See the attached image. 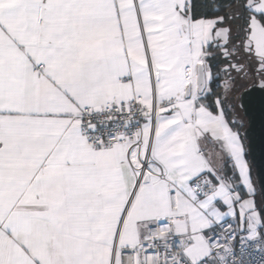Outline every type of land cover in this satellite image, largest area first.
Returning a JSON list of instances; mask_svg holds the SVG:
<instances>
[{
	"label": "snow or ice",
	"instance_id": "snow-or-ice-1",
	"mask_svg": "<svg viewBox=\"0 0 264 264\" xmlns=\"http://www.w3.org/2000/svg\"><path fill=\"white\" fill-rule=\"evenodd\" d=\"M256 91L264 0H0V264H264Z\"/></svg>",
	"mask_w": 264,
	"mask_h": 264
},
{
	"label": "water",
	"instance_id": "water-1",
	"mask_svg": "<svg viewBox=\"0 0 264 264\" xmlns=\"http://www.w3.org/2000/svg\"><path fill=\"white\" fill-rule=\"evenodd\" d=\"M242 113L246 118L242 132L246 135L249 161L259 186L260 178L264 176V92H254Z\"/></svg>",
	"mask_w": 264,
	"mask_h": 264
},
{
	"label": "built area",
	"instance_id": "built-area-1",
	"mask_svg": "<svg viewBox=\"0 0 264 264\" xmlns=\"http://www.w3.org/2000/svg\"><path fill=\"white\" fill-rule=\"evenodd\" d=\"M251 259L256 260L257 264H259L260 259H261V254L259 252L255 251V250H253L251 252Z\"/></svg>",
	"mask_w": 264,
	"mask_h": 264
},
{
	"label": "trees",
	"instance_id": "trees-1",
	"mask_svg": "<svg viewBox=\"0 0 264 264\" xmlns=\"http://www.w3.org/2000/svg\"><path fill=\"white\" fill-rule=\"evenodd\" d=\"M244 118H245V117H244ZM245 125H246V119H245V121H244V127H245ZM242 129H243V128H242ZM242 129H241V131H242ZM245 145H246V150H247V143H246V140H245ZM247 159H248V161H249L248 152H247ZM249 164H250V166H251V168H252L253 177H254V179L256 180L255 175H254V168L252 167L250 161H249Z\"/></svg>",
	"mask_w": 264,
	"mask_h": 264
},
{
	"label": "rangeland",
	"instance_id": "rangeland-1",
	"mask_svg": "<svg viewBox=\"0 0 264 264\" xmlns=\"http://www.w3.org/2000/svg\"><path fill=\"white\" fill-rule=\"evenodd\" d=\"M241 118L245 121L246 118H244L243 113L241 112Z\"/></svg>",
	"mask_w": 264,
	"mask_h": 264
},
{
	"label": "crops",
	"instance_id": "crops-1",
	"mask_svg": "<svg viewBox=\"0 0 264 264\" xmlns=\"http://www.w3.org/2000/svg\"><path fill=\"white\" fill-rule=\"evenodd\" d=\"M229 167H230V162H229ZM252 174H253V172H252Z\"/></svg>",
	"mask_w": 264,
	"mask_h": 264
}]
</instances>
